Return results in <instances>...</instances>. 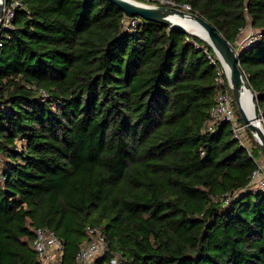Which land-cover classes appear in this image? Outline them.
<instances>
[{"label":"trees","instance_id":"16d2710c","mask_svg":"<svg viewBox=\"0 0 264 264\" xmlns=\"http://www.w3.org/2000/svg\"><path fill=\"white\" fill-rule=\"evenodd\" d=\"M13 1L0 26V264H41L40 228L74 264L87 226L108 248L94 264H264V195L249 186L260 151L248 130L252 157L228 123L203 130L224 71L211 46L140 18L124 29L108 0ZM171 1L232 47L256 32L238 63L264 127V0Z\"/></svg>","mask_w":264,"mask_h":264},{"label":"built area","instance_id":"2783aa9c","mask_svg":"<svg viewBox=\"0 0 264 264\" xmlns=\"http://www.w3.org/2000/svg\"><path fill=\"white\" fill-rule=\"evenodd\" d=\"M141 2L150 6H169L178 8V6L171 0H140ZM18 2H11L9 6L5 7L2 24L8 25L13 18V10L18 6ZM182 8L185 11H189L188 5H183ZM139 17L123 18V28H129L133 30L139 23ZM252 30V29H251ZM256 32L253 30L242 44H236L233 49L236 54L244 52L245 49L255 40ZM211 59L210 56H208ZM211 63L214 64L213 59ZM224 71L218 70L215 78L216 92L214 98V104L208 111V119L204 122V131L212 132L219 123H228L231 127L233 137L246 149L249 156L252 157L251 143L247 135V126L240 123L236 118L232 107V95L229 84L226 77L223 78ZM225 75V73H224ZM256 169L254 170L250 188L261 192L264 195V163H260L255 160ZM229 199L225 200V204H228ZM85 231L88 235V242L83 245L77 252L74 264H94V262L105 256L108 252L105 236L102 234L99 228L87 226ZM32 249L37 255V258L41 264H62L63 245L62 241L48 229H36L35 237L32 241ZM111 264L116 263V257L110 259Z\"/></svg>","mask_w":264,"mask_h":264},{"label":"water","instance_id":"95a60500","mask_svg":"<svg viewBox=\"0 0 264 264\" xmlns=\"http://www.w3.org/2000/svg\"><path fill=\"white\" fill-rule=\"evenodd\" d=\"M7 1L8 0H0V26L2 24ZM108 1L117 6L126 16L139 17L144 21H153L168 27H176L202 39L175 22L174 17L195 21L205 34L206 38L202 40L207 42L216 54L217 59L224 70L227 83L229 84L233 102L244 124L247 126L249 133L254 139L260 153L264 156V127L261 123L262 119L255 103L254 94L251 92L248 82L242 74L238 63L240 55L244 52L236 54L235 50L230 44H228L226 39L217 30H215L209 22L196 14L169 6H150L136 0ZM245 90L250 93V99L253 105L254 116L252 119H248L242 109V100Z\"/></svg>","mask_w":264,"mask_h":264},{"label":"bare ground","instance_id":"6f19581e","mask_svg":"<svg viewBox=\"0 0 264 264\" xmlns=\"http://www.w3.org/2000/svg\"><path fill=\"white\" fill-rule=\"evenodd\" d=\"M174 21L180 24L181 26H183L189 32L194 33L195 35L201 37L202 39L206 38L203 30L195 21L187 20V19H178L177 17H174ZM242 109L245 116L248 119L253 118L254 116L253 105L251 103L250 93L247 90H245L243 94Z\"/></svg>","mask_w":264,"mask_h":264},{"label":"rangeland","instance_id":"374dc122","mask_svg":"<svg viewBox=\"0 0 264 264\" xmlns=\"http://www.w3.org/2000/svg\"><path fill=\"white\" fill-rule=\"evenodd\" d=\"M251 33H253V30H251L250 26L248 25L247 28H245V30L241 31L240 36L241 38H243V40L239 43V45L244 43V40L246 39V37H248ZM250 143H251V140H250ZM255 160L260 163H264V156L260 152H258L257 154H255Z\"/></svg>","mask_w":264,"mask_h":264},{"label":"crops","instance_id":"0c3cea01","mask_svg":"<svg viewBox=\"0 0 264 264\" xmlns=\"http://www.w3.org/2000/svg\"><path fill=\"white\" fill-rule=\"evenodd\" d=\"M244 30H245V29H244ZM242 40H243V38H241V36H239L238 39H237L236 44L238 45Z\"/></svg>","mask_w":264,"mask_h":264}]
</instances>
